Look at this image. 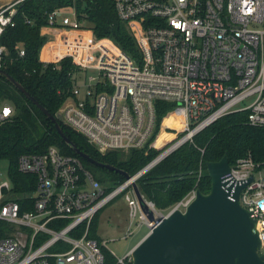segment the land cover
<instances>
[{
	"label": "built area",
	"instance_id": "obj_1",
	"mask_svg": "<svg viewBox=\"0 0 264 264\" xmlns=\"http://www.w3.org/2000/svg\"><path fill=\"white\" fill-rule=\"evenodd\" d=\"M23 1L0 5V35L13 25ZM112 1L138 46L137 57L109 37L95 36L74 11L65 15L57 8L48 13L46 26L59 28L50 46L52 56L57 62L70 57L79 68L56 114L102 152L156 147V138L168 129L171 143L161 144L155 157L110 190L79 157L55 145L20 154L17 169L34 174L36 181L20 197L9 177L0 182V264H104L106 242L89 235L91 219L100 208L124 193L129 222L144 223L150 230L153 222L141 211L132 181L137 183L148 168L193 142L197 132L228 112L245 111L249 124L264 126V0ZM6 53L0 42V69ZM23 53L20 48L18 54ZM156 100L174 106L162 116L151 141ZM12 110L3 102L0 122ZM168 115L174 122L164 125ZM223 177L234 185L246 183L238 201L255 218L258 252L264 253V167L247 155L229 164ZM194 195L193 188L171 209L183 210ZM131 252L128 249L116 263L132 262Z\"/></svg>",
	"mask_w": 264,
	"mask_h": 264
},
{
	"label": "trees",
	"instance_id": "obj_2",
	"mask_svg": "<svg viewBox=\"0 0 264 264\" xmlns=\"http://www.w3.org/2000/svg\"><path fill=\"white\" fill-rule=\"evenodd\" d=\"M66 7L73 8L77 19L84 27L92 29L95 36L109 37L128 54L134 57L139 55L138 46L126 23L118 16L112 0L21 2L13 17V25L5 26L0 35V42L7 49L2 69L52 115H56L59 106L70 94L79 68L67 56L58 62L40 60L39 49L46 40L40 29L48 23L50 11ZM20 48L24 49L22 55L18 54ZM3 102L10 103L13 110L9 117L0 122V160L6 159L8 162L7 174L17 196L32 190L36 181L34 174L22 173L17 169L18 156L22 153L43 152L49 145L57 146L64 154L79 157L83 166L106 190L124 180L119 172L79 156L62 139L54 122L0 73V105ZM173 106L174 103L170 101H155L156 124L150 140L158 131L162 116ZM58 122L77 148L94 160L113 165L129 174L141 169L159 152L146 146L132 148L125 153L121 150L102 152L88 142L84 135L66 126L60 119ZM165 122L166 117L163 119L164 125L167 124ZM165 135L168 134L163 132L157 137L156 145ZM224 154L231 165L236 159L250 155L255 163L264 167V126L249 124L245 111L228 112L197 132L193 142L182 144L143 172L137 179V185L156 209L167 213L191 189H200L203 193L209 191L210 177L206 162L219 160ZM97 219L95 214L89 228V235L95 238ZM102 250L104 264H119L107 248L103 247Z\"/></svg>",
	"mask_w": 264,
	"mask_h": 264
},
{
	"label": "water",
	"instance_id": "obj_3",
	"mask_svg": "<svg viewBox=\"0 0 264 264\" xmlns=\"http://www.w3.org/2000/svg\"><path fill=\"white\" fill-rule=\"evenodd\" d=\"M0 73L54 122L62 139L79 156L113 169L125 179L130 177L126 171L98 162L77 148L64 134L58 122L59 114H50L5 70L0 69ZM206 169L210 177L209 191L203 193L195 189L194 198L183 210L173 208L165 214L156 215V210L146 203L137 183L132 181L141 211L153 223L132 248L131 264H264V253L258 252L260 240L255 218L238 201V193L246 183L234 185L224 180L223 176L229 171L226 154L219 160L207 161ZM252 178L251 175L247 181Z\"/></svg>",
	"mask_w": 264,
	"mask_h": 264
},
{
	"label": "rangeland",
	"instance_id": "obj_4",
	"mask_svg": "<svg viewBox=\"0 0 264 264\" xmlns=\"http://www.w3.org/2000/svg\"><path fill=\"white\" fill-rule=\"evenodd\" d=\"M5 1L6 0H0V5L5 3ZM67 13H70V12L67 11ZM89 72L91 74L96 73V71L94 70H90ZM166 122L169 124H172L174 122V119L171 116H169L168 119L166 117ZM165 133L168 135H165L162 137V140L159 143V145H156V141H155L156 147H153L159 150V152L164 147V146H161V144L169 145L171 143L170 137H172L173 135L172 131L168 129ZM155 136L153 137V139H151V141L155 139ZM125 152L126 151H123V153ZM7 169H8L7 160L6 159L0 160V182H2L5 179H8ZM154 208L156 210V215H158L159 213L165 214L163 211L156 209L155 205H154ZM95 214L98 217L97 226L95 229V236L98 239H101L106 242L105 243L106 247L112 252V254L116 258L122 257L128 249L133 248L149 231L148 227L144 223L139 224L138 221L129 222L128 208H127L126 201L124 198V193H120L115 198L111 199L102 208H100Z\"/></svg>",
	"mask_w": 264,
	"mask_h": 264
},
{
	"label": "crops",
	"instance_id": "obj_5",
	"mask_svg": "<svg viewBox=\"0 0 264 264\" xmlns=\"http://www.w3.org/2000/svg\"><path fill=\"white\" fill-rule=\"evenodd\" d=\"M70 8L71 7L60 8V9H62L61 11L63 14L72 15L74 10H73V8H71V9ZM67 11L70 13H67ZM46 25L42 26L40 29V33L46 36V40L44 41V43L42 44V46L39 49V59L42 61L56 62L57 56H52V49H51L52 47H50V46H51L53 40H57V34L59 33V28H57V24L52 26V27L46 26Z\"/></svg>",
	"mask_w": 264,
	"mask_h": 264
},
{
	"label": "bare ground",
	"instance_id": "obj_6",
	"mask_svg": "<svg viewBox=\"0 0 264 264\" xmlns=\"http://www.w3.org/2000/svg\"><path fill=\"white\" fill-rule=\"evenodd\" d=\"M168 116H171V115H168ZM168 116H166V117H167V119H168ZM167 124H169V123H167Z\"/></svg>",
	"mask_w": 264,
	"mask_h": 264
}]
</instances>
